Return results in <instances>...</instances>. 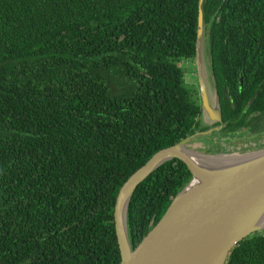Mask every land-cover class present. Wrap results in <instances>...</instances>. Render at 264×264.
<instances>
[{
    "label": "trees",
    "instance_id": "obj_1",
    "mask_svg": "<svg viewBox=\"0 0 264 264\" xmlns=\"http://www.w3.org/2000/svg\"><path fill=\"white\" fill-rule=\"evenodd\" d=\"M198 12L199 0H0V264H120L121 186L210 128L183 66L195 68ZM204 20L215 135H263L264 0H205ZM191 179L172 159L137 187L133 248ZM226 264H264V231Z\"/></svg>",
    "mask_w": 264,
    "mask_h": 264
},
{
    "label": "water",
    "instance_id": "obj_2",
    "mask_svg": "<svg viewBox=\"0 0 264 264\" xmlns=\"http://www.w3.org/2000/svg\"><path fill=\"white\" fill-rule=\"evenodd\" d=\"M204 1L199 0L195 65L202 122L213 127L222 121V110L206 51L209 27ZM213 130L196 132L158 150L121 186L114 208L120 264H226L234 246L264 230V149L208 154L190 147L197 136ZM221 156L235 158L222 160ZM172 159L183 161L192 179L133 248L127 223L131 198L145 179Z\"/></svg>",
    "mask_w": 264,
    "mask_h": 264
},
{
    "label": "rangeland",
    "instance_id": "obj_3",
    "mask_svg": "<svg viewBox=\"0 0 264 264\" xmlns=\"http://www.w3.org/2000/svg\"><path fill=\"white\" fill-rule=\"evenodd\" d=\"M193 64L194 63H192L191 61H185L183 63V66L186 68V74H185L186 82L192 89L199 87V79L197 77L196 65L194 68ZM210 83H211V80H210ZM211 86H212V83H211ZM199 92H200V88H199ZM223 143H226V142H223ZM262 145L263 147H261ZM191 146L193 148H197V147H199V149L202 148L200 140L192 141L190 143V147ZM226 148L225 150H219V148H216L215 150L217 151L215 153H230V152H240L241 153L243 152L242 151L243 149H249V148H253L255 150H261V149H264V136H261L259 138H254L251 141L244 140V141H239L238 143H226Z\"/></svg>",
    "mask_w": 264,
    "mask_h": 264
},
{
    "label": "flooded vegetation",
    "instance_id": "obj_4",
    "mask_svg": "<svg viewBox=\"0 0 264 264\" xmlns=\"http://www.w3.org/2000/svg\"><path fill=\"white\" fill-rule=\"evenodd\" d=\"M258 44V43H257ZM261 46H263L262 44H261ZM241 78H242V81H241ZM242 82H243V76L241 75L240 76V84H242ZM255 96H256V94H254L252 97H251V100H250V103H252L253 101H254V99H255ZM253 97H254V99H253ZM253 99V100H252ZM211 127V126H210ZM217 127H220L219 129H215V128H217ZM223 127H224V123H223V121H221V122H218V123H216L213 127H211V128H213L214 130L210 133V134H205V135H199V136H197L195 139H193V141H196V140H200V142H201V147L202 148H206V146L205 145H207L209 148L208 149H210V150H212L213 152H216L217 150H215L216 148H219V150H225V148H226V143H238L239 141H244V140H247V141H251L252 139H254V138H259V137H261V136H264V134L263 135H256V136H247V135H242V133L241 132H239V135L238 134H236V135H234V136H230V134H226L225 136H219V135H215V132H220L222 129H223ZM211 128H207V129H205V130H203V131H206V130H209V129H211ZM197 132H202V131H197ZM211 136V137H206V136ZM199 137H202L201 139H198ZM238 141V142H237ZM223 142H226V143H223ZM228 147V146H227ZM261 147H263V145L261 146ZM260 147V148H261ZM227 149V148H226ZM258 149V148H257ZM255 151V149H253V148H249V149H243L242 151L244 152V151Z\"/></svg>",
    "mask_w": 264,
    "mask_h": 264
},
{
    "label": "bare ground",
    "instance_id": "obj_5",
    "mask_svg": "<svg viewBox=\"0 0 264 264\" xmlns=\"http://www.w3.org/2000/svg\"><path fill=\"white\" fill-rule=\"evenodd\" d=\"M221 157H223L222 160H231V159H234L235 158V156H221ZM221 157H219V158H221ZM219 158H216V160L219 159Z\"/></svg>",
    "mask_w": 264,
    "mask_h": 264
}]
</instances>
